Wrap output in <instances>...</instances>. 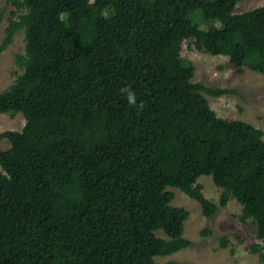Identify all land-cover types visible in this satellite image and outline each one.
<instances>
[{
    "label": "trees",
    "instance_id": "trees-1",
    "mask_svg": "<svg viewBox=\"0 0 264 264\" xmlns=\"http://www.w3.org/2000/svg\"><path fill=\"white\" fill-rule=\"evenodd\" d=\"M6 1L14 8L0 50L23 30L25 52L0 91V113L25 122L0 132L10 143L0 148V264H171L155 257L192 241L183 236L188 211L171 204L168 186L206 218L234 198L239 220L256 226L262 243L251 251L264 264V132L219 116L203 92L231 90L194 82L181 56L192 39L189 49L264 74V5ZM201 175L221 188L217 203Z\"/></svg>",
    "mask_w": 264,
    "mask_h": 264
},
{
    "label": "rangeland",
    "instance_id": "rangeland-1",
    "mask_svg": "<svg viewBox=\"0 0 264 264\" xmlns=\"http://www.w3.org/2000/svg\"><path fill=\"white\" fill-rule=\"evenodd\" d=\"M264 5V0H241L236 4L235 12H242ZM13 6L6 0H0V43L8 17ZM187 39L182 44L181 56L194 65V82H200L209 88L230 89L231 92L221 96L203 95L216 113L224 119H239L248 122L264 132V74L249 68L238 71L240 64L226 55H212L195 48H188ZM24 32L19 30L13 36L11 44L0 50V91L8 88L21 69L15 62L16 54H24ZM21 113H0V132L21 130L24 125ZM264 139V134H263ZM10 143L0 140V148L6 149ZM203 186L204 195L218 202L221 188L214 184L211 176L201 175L198 178ZM167 191L173 194L171 204L183 207L188 211L184 221L183 236L192 244L170 255L156 256V262L171 264H261L258 255L251 251L254 244L262 243L256 237V226L250 221L242 223L238 216L241 204L231 198L216 214L206 218L201 213L200 204L178 188L168 186ZM208 230V234L201 232ZM156 235L166 237L161 230ZM221 237L227 238V244L221 245Z\"/></svg>",
    "mask_w": 264,
    "mask_h": 264
},
{
    "label": "clouds",
    "instance_id": "clouds-1",
    "mask_svg": "<svg viewBox=\"0 0 264 264\" xmlns=\"http://www.w3.org/2000/svg\"><path fill=\"white\" fill-rule=\"evenodd\" d=\"M124 91H127V90L125 89ZM127 96H128V99H129V101H132V100H134V95H133V93H132V92H130V91H127Z\"/></svg>",
    "mask_w": 264,
    "mask_h": 264
}]
</instances>
